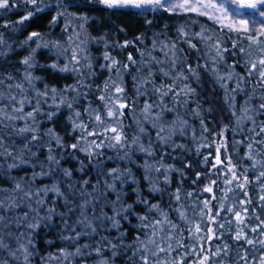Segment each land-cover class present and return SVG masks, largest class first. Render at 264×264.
I'll return each mask as SVG.
<instances>
[{"label": "rangeland", "instance_id": "rangeland-1", "mask_svg": "<svg viewBox=\"0 0 264 264\" xmlns=\"http://www.w3.org/2000/svg\"><path fill=\"white\" fill-rule=\"evenodd\" d=\"M252 2L254 0H213L217 8L204 9L198 0H189L185 8L172 10L167 5L160 9L130 5L108 8L99 0H35V3L8 0V7L0 8V117L5 110L23 115L7 126L14 134V144L6 150L8 154L0 155V187L12 185V174L33 173L34 162L49 156L62 160L75 176L73 186L60 183L48 186V189L59 188L63 195L48 191L44 206L35 205L28 218V223L38 224L34 229L19 223L17 218L24 216L23 209L8 208V217L0 223V245H3L0 246V264H8L9 258L16 254L21 255L24 264H54L49 257L64 249L80 250L70 264H108L111 255H115L116 264H142L143 253L133 255L139 246L138 238L145 243L149 237L159 239L147 225L163 220L161 212L167 214L171 208V218L180 228L178 238H182L185 245L192 246L188 239L189 225L179 219L177 208L184 211L189 220L202 224L205 228L202 235H208L206 229L212 228L219 236V239L199 241L205 249L203 256L209 257L207 264H261L264 246L258 242L264 240V200L261 199L264 177H260L264 171V140L257 147L248 145L252 143L256 126L264 121V108H261L264 80L258 74L248 75L251 63L246 68L245 62L264 58L261 51L264 44H252L248 39L254 35L258 41H264V36L260 35L264 29V6L246 7ZM171 3L183 4L185 0H171ZM192 7L198 10H189ZM210 16L222 19L217 22ZM130 20L138 22L131 30L125 25ZM241 21L247 23L248 33L224 27L226 24L241 27ZM202 31L204 37H211L207 43L196 35ZM33 33L39 35L29 39ZM217 42L222 49H229L223 53L222 61L215 58V49L210 47ZM234 42L244 47L245 53L233 49ZM45 44L47 47H43ZM191 44L196 47H190ZM196 50L218 61L217 80L226 108L223 115L214 112L202 98L203 78L197 73L192 55ZM73 53L78 64L71 59ZM105 53L109 60L104 59ZM26 59L28 64L24 63ZM53 64L57 65L56 69L51 67ZM86 65H91L90 71ZM66 66L69 71L59 70ZM190 68L195 69L196 74L191 73ZM233 71L237 75L227 79ZM163 72L169 75L164 76ZM238 77H243L242 90L233 92ZM112 82L124 89L121 102L127 105L120 117L125 136L123 148L107 147L114 141L103 135H88L104 132L103 126L97 128L94 117L97 113L103 116L108 110L101 96L116 99L114 86L105 89V84ZM138 86L142 94H138ZM161 87L167 95L161 96L156 91ZM39 90L49 95L51 92L48 101L36 95ZM146 104L153 105L147 114L143 111ZM86 109L95 110L91 117ZM76 112L80 113L79 117L75 116ZM158 113H162L159 118ZM77 124L83 125V130L76 127ZM141 127L143 132L139 131ZM160 128L164 131L160 132ZM21 129L31 130L21 132ZM158 132L168 139L167 143L157 139ZM3 133L0 130V142L4 146ZM136 137L139 143L133 144ZM102 140L104 146L100 148L92 144V141L100 143ZM140 143H152L155 148L152 155L139 151ZM74 144L78 145L75 149ZM171 153L182 156V166L168 173L158 172L157 161L162 159L166 163ZM217 156L224 163L214 168ZM233 165L239 179L229 185L225 181L232 179L228 168ZM113 168L119 170L120 180L114 181L109 175ZM240 183L245 184L243 191L237 187ZM107 184H114L115 192L108 189ZM209 186L213 188L212 193L203 190ZM89 187H93L92 194L85 192ZM229 188L232 191H228ZM176 194L180 195V201L175 199ZM205 200H211L212 212L208 213V219L201 221L193 209L198 211ZM220 203L225 209L231 207L240 211L246 227L237 225L233 214L227 211L220 212L216 224L211 223L210 217L219 210ZM88 204L96 205L92 213L85 210ZM152 205H158V209H153ZM81 206L95 231L76 223L81 218ZM49 209H54L50 221L41 219L48 216ZM102 215L115 216L118 226L97 219ZM140 217L145 218L143 222ZM229 220L233 223L229 224ZM65 222L74 230L66 229ZM218 224L225 227L219 228ZM157 227L164 229L159 233L161 237L169 231L166 224ZM240 227L244 228L247 238L256 243L235 241L233 237ZM253 228L257 231L253 232ZM81 232L89 234L79 239H63ZM107 236L117 239L120 245L113 247ZM225 245L227 255L221 251L212 257L217 248L224 249ZM164 246L162 243L161 247ZM25 248L31 255H27ZM184 251L177 249L170 256L161 253L160 264H171L174 259L180 261ZM201 258L197 252L184 257L180 264H198ZM155 260L151 258L149 264H154Z\"/></svg>", "mask_w": 264, "mask_h": 264}, {"label": "snow or ice", "instance_id": "snow-or-ice-1", "mask_svg": "<svg viewBox=\"0 0 264 264\" xmlns=\"http://www.w3.org/2000/svg\"><path fill=\"white\" fill-rule=\"evenodd\" d=\"M31 2L35 3V0H31ZM100 3L106 4L108 8H116V7H122V6H133L136 8H141V7H149V6H153L155 9H160V8H165V6L167 5L169 8H171L172 10H176L177 8H185L186 5L188 4L189 0H185V3L183 4H172L171 0H99ZM198 3L200 4V7L204 8V9H216L217 5L215 3H213V0H208L207 3H204L203 0H198ZM257 6H264V0H254V2L249 3L246 5V7L248 8H253L255 9ZM8 7V0H0V8H6ZM39 10V9H38ZM189 10L191 11H197L198 9L196 7H192ZM201 15H205L207 14L206 12H200ZM264 14V13H262ZM61 15H63V13H61ZM210 19H214L217 22H220L222 17H213L210 16ZM25 19H27V17H25ZM241 27H233L232 24H226L224 25L225 28H227L229 31H234V32H244V33H248L249 32V27L247 25L246 22L241 21ZM39 34L37 33H33L31 37H29V39H32L33 37L38 36ZM198 37L202 38L203 42L207 43V41L209 39H211V37H204L203 31L201 33L196 34ZM260 35L264 36V29H262L260 31ZM248 39L251 40L252 44H257V43H261L264 44V41H258L254 35H251L248 37ZM37 47H41V45H37ZM43 47H47V45H43ZM190 47L195 48L196 45L195 44H191ZM211 48L215 49V58H219L220 61L223 60V53L229 51V49L227 48H221V45L219 42L213 44L210 46ZM233 49L238 48L240 53H245V49L242 46H239L238 43L234 42L232 45ZM261 51H264V48H261ZM231 54L233 56L236 55V52H231ZM72 60H75L77 62V64L79 63V61L77 60L76 54L73 53ZM104 59L105 60H109L110 57L108 56L107 53H105L104 55ZM129 59L131 60L132 58L129 57ZM25 64H28L29 61L26 59L24 61ZM132 63H135V61H132ZM175 63V61L173 62ZM249 63H251V67L248 69V75H254V74H258L262 80H264V58L260 59L257 62H245V67L248 68ZM115 65V61H113V66ZM51 67L53 69L57 68L56 64L51 65ZM86 67L89 69H91V65H86ZM61 72H65V71H69V68L66 66L65 68H61L59 69ZM162 71V70H161ZM189 71L193 74H196L195 69L190 68ZM214 74H216L214 72ZM164 76H168L169 73L168 72H163ZM237 74L233 71L232 73H230L227 76V79L231 80L233 78V76H236ZM179 78V77H178ZM219 80H223L225 79V77H218ZM243 81V77H238V82L236 84V88L233 89V92H236L238 90H242L241 89V85L240 82ZM80 86L83 87V82H80ZM115 87V92H116V99L115 100H110V99H106L104 96H101L100 99L101 101L104 102L105 106L107 107V112L105 115H100L99 113H97L94 117L97 128L103 126L104 127V132L101 133L99 131H95V132H90L88 133V135H96V136H105L106 139H108L109 141H114V143H108L107 147L110 148H116L117 146L123 148L124 147V143H125V136L123 134L122 131V122L120 121V117L123 115V109L127 107V105L122 101L123 99V92L124 89L118 85L115 84V82H112V84H105V89L109 88V87ZM222 87H226V85H222ZM138 94H142L139 92V86L137 88ZM156 91L160 92L161 96H165L168 94L167 91H164L163 88H159L156 89ZM53 92H55V89H53ZM82 93H78V95H80ZM44 95V94H41ZM14 99V98H13ZM109 104L111 105L109 107ZM68 107L71 108V104H68ZM153 105L152 104H146L143 111L145 114L149 113L150 110L152 109ZM261 108H264V104L261 105ZM19 111V109H17ZM168 111H171V109H167ZM37 111H39V109H37ZM85 111L89 112V116H92V113L95 110H89L86 109ZM162 115V113H158L157 114V118H159V116ZM28 116H32V113H28ZM76 117L80 116L79 112L75 113ZM147 119V116L145 117ZM49 119H51V115L49 116ZM247 119H251V117H247ZM239 123V121H238ZM115 124L116 127H113L112 125ZM155 126V125H154ZM76 127L81 128V130H83L84 126L83 125H79L77 124ZM31 129H21V132H25V131H30ZM254 130V129H253ZM140 132H143L144 129L141 127L139 129ZM164 129L160 128V132H163ZM113 133V135L111 136H107V133ZM160 132L157 133V139L160 140L163 143H167L168 139H166L165 137H162L160 135ZM261 132H264V128H261ZM35 139V137H34ZM59 142V141H58ZM133 144H138L139 143V137H136L133 139L132 141ZM92 144L95 145L96 148H100L102 146H104V142L103 140L100 143H96L95 141H92ZM3 143L0 142V148H3ZM78 145L74 144L72 145V148H77ZM249 148L252 147L251 144L248 145ZM139 151L142 152H147L149 155H152V152L149 149H145L142 145L139 147ZM219 151V150H218ZM4 154H8L6 152V149L4 152L0 153V155H4ZM89 155H92V153H89ZM249 159H251V157H249ZM49 160L50 161H54V157L49 156ZM205 162H207V157L205 158ZM224 163L223 160L220 159L219 156L216 157L215 160V164L213 165V167H217L220 166ZM229 163H231L229 161ZM235 167V165H233L232 167L228 168V171L232 173V179L226 180L225 183L231 185L233 183L234 180L239 179L236 175V173L233 171V168ZM157 171H159V169H157ZM167 171V170H166ZM65 175H71L70 173H68L65 170ZM109 175L112 176V179L115 180H120V173L119 170L116 168H113L111 170V172L109 173ZM260 177H264V171H262L260 173ZM259 179V177H258ZM87 183V182H85ZM195 183V181H194ZM212 183H215V181H213ZM106 187L108 189H110L111 191L115 192V185L114 184H107ZM237 187L243 191L245 188V184L244 183H240L237 185ZM15 190L20 191L21 190V186L19 184L16 185ZM156 189L153 188V191H155ZM205 192L208 193H212L213 192V188L211 186L209 187H205L203 189ZM42 192H47V191H52L54 193H56V195L58 196H62L63 193L60 192L59 188L53 186V188L51 189H42ZM179 191V190H178ZM228 191H232L231 188L228 189ZM39 192L35 193V195L39 196ZM30 195H33L32 193H28L25 192L24 196L28 197ZM100 195H103V193H100ZM186 195L191 196L192 193H187ZM246 195V193H245ZM225 198H227V193H225ZM175 199L177 201H180L181 197L179 194L175 195ZM212 199H216V197H213ZM262 200H264V197H261ZM117 200H119V195H117ZM67 202V201H66ZM37 205L40 206L41 208L44 206V202L43 200L37 199L36 201ZM89 203V202H86ZM114 203V202H113ZM240 203H244L243 201H241ZM248 203H251V201H248ZM211 204V200H205L203 202V207L200 208L198 211L194 208V214L198 215L201 219V221H205L206 219H208V213L212 212V209L209 207V205ZM17 205L13 202L10 204L5 205L3 200H0V211H3L5 209V207L12 209L15 208ZM153 209H158V205H152ZM205 210H207V212H205ZM35 211V210H33ZM151 211V209H150ZM178 217L180 220L184 221L187 225H189V227L187 228V231L189 233L188 239L192 241V246L189 245H185L183 243L182 238H178L180 237V228L179 225L172 223L170 220H168L167 215L163 212H161V215L164 217L163 220H158L155 222V224H150L147 225V227H151L153 229L152 235L153 236H157L159 237V239H153L151 237H149L147 239V242L145 243L144 241H139L138 238V244L139 246L137 247L136 252L133 253V255H137L140 253H143L140 256L141 262L142 264H149V260L151 258H156L154 264H160V254L164 253L165 256L168 255V253L176 251L177 249H184V255L180 257V261L177 260H171V264H180L181 261L184 260V257L186 256H192L195 255L197 252H199L202 256L201 259H199L198 264H207V261L209 260V257L207 256H203V252L205 251V249L203 247L200 246L199 241L204 240L207 241L209 238L212 239H219V236L216 234L215 230L212 228H208L206 229L208 235H202L203 232H205V228L202 227V224L200 223H194V221L189 220V218L187 217V215L185 214L184 211H181L180 208L176 209ZM221 211H227L228 213H232L233 216L235 217V223L237 225H245V219L244 217L241 215L240 211H234L233 208L229 207L225 209V206L223 203H220L219 205V210H217L211 217V223L216 224L217 223V217L220 216V212ZM243 211H246V209H243ZM54 212V209H49L48 211V216L45 218H41V219H47L50 221L51 216ZM64 215V214H61ZM28 218H29V213L25 212L23 217L17 218L19 223L21 224H26L27 228L29 229H34L36 227H38V224L36 223H28ZM87 217L83 211V206H81V218L78 219L76 221V223L80 224L82 227L86 228V229H90L91 231H95L94 228H92L91 224L87 222ZM97 219H101V221L103 220H108L112 223L113 227H117L118 226V221L115 219V216L109 217L107 215H102L101 217H97ZM142 222L144 221V217H140L139 218ZM5 220V217L0 215V223H2ZM229 224L233 223L232 220L228 221ZM167 225L169 231L165 233L164 236H159V233L164 231L163 228H158V225ZM219 228H224V224H218L217 225ZM65 228L66 229H72L71 225H68L65 222ZM74 230V229H72ZM253 232L257 231V229L253 228L252 229ZM89 232H81V233H76L75 237H63V239L66 240H71V239H79L80 236L82 235H88ZM124 234L121 233V236H123ZM233 239L235 241H241L244 240V242L246 244L252 245L256 242H254L252 239H248L246 236V233L244 231L243 227H240L238 231L235 232V235L233 237ZM29 243H31V241H29ZM110 243V242H109ZM164 244V247H161V244ZM258 243H260L262 246H264V240L259 241ZM151 245V248H149L148 246ZM175 245V246H173ZM3 246V245H0ZM87 247V245L85 246ZM115 247V246H113ZM227 249L228 246L225 245L224 249H220L217 248L213 253H212V257H215L217 255L220 254L221 251H224V254L227 255ZM24 251L27 253V249L25 248ZM97 251H99V249H97ZM80 254V250L77 249V253H75V255ZM27 255H31V253H27ZM27 255H25V259H27ZM67 255H73V254H66L64 256V258H67ZM53 257H49V259H52ZM57 259H59L57 257ZM241 259H246V257L241 256ZM261 264H264V261L261 262Z\"/></svg>", "mask_w": 264, "mask_h": 264}, {"label": "trees", "instance_id": "trees-1", "mask_svg": "<svg viewBox=\"0 0 264 264\" xmlns=\"http://www.w3.org/2000/svg\"><path fill=\"white\" fill-rule=\"evenodd\" d=\"M138 22H133V21H128L126 22V27L133 29V27L137 26ZM192 55L194 57V63L197 67V73L201 75L203 78V86H202V98L203 100L209 105V107L216 112L218 115H223L225 113V105L222 101L221 98V93H220V86L217 80V65L218 61L213 60L210 57L207 56L206 53L203 51H198L192 52ZM196 55V56H194ZM190 59L192 56H189ZM44 94V95H41ZM39 97L43 99V101H48L50 95L49 92H43V91H38L36 93ZM45 97V98H43ZM42 101V102H43ZM23 115L20 114L17 111H6L3 113L2 117H0V130L4 132L3 138H5V145L2 148V151L10 150L13 148L14 141L12 139V134L11 130L8 131L9 129V122L13 120H20ZM261 128H264V121H261L255 128V131L252 134V147H257L260 142L264 140V137H262L264 132H261ZM8 131V132H7ZM7 132V133H6ZM261 139V140H260ZM143 146L145 149L151 150V152L155 149L153 148L152 143H140V146ZM253 150V148H252ZM263 148L260 150L262 151ZM254 151V150H253ZM53 157V156H52ZM168 160L166 163L161 159L158 160L156 163V169H159L158 172H162L163 174L165 172H169L172 168L174 167H180L182 166V156L177 153H171L169 156L166 157ZM65 170L70 173L71 175H65ZM167 170V171H166ZM14 175L13 177L10 178L12 181V185H2L0 187V200H3L5 205L10 204V203H15L17 206L15 208L23 209L25 212H28L29 214L31 213L32 209L37 205L36 201L37 199L44 200L47 196V192H42V189H48V186H51L52 183H60V184H65L67 186H73L75 183V176L73 175L72 171L63 163L62 160H60L57 157H54V161H50L49 157H45L39 160H36L34 162V170L33 173H16L12 174ZM40 178L38 181L36 179ZM14 181V183H13ZM19 184L21 186V190L17 191L15 190L16 185ZM32 193L33 195H30L28 197L24 196V193ZM40 193L39 196L35 195V193ZM86 193L92 194L93 193V187H89L85 190ZM93 203V201H92ZM95 206H92L90 204L86 205L85 210L89 213H92L93 208ZM173 208H171L167 212V218L170 220L172 223H175L179 225L176 222H173L171 218V212ZM0 215L4 216L5 219L8 217V208L5 207L3 211H0ZM107 239L112 243V245H120V243L117 241V239L107 236ZM174 246V245H173ZM181 250V249H180ZM174 252V251H173ZM170 252V253H173ZM75 251H71L69 249H64V250H59L55 254L52 255L53 263L54 264H70L74 262V257H75ZM170 253H168L167 256H170ZM66 254H73V255H67V258L65 259L64 256ZM21 255H17L14 257H10L8 264H24L22 262V259H20ZM57 257L59 259H57ZM116 259L115 255H111V257H108V264H116ZM264 261V260H263ZM98 264V263H96Z\"/></svg>", "mask_w": 264, "mask_h": 264}]
</instances>
